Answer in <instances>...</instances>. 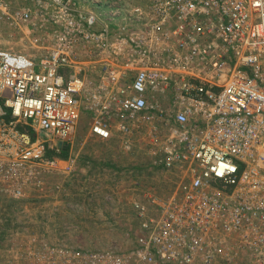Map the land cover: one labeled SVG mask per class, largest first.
I'll list each match as a JSON object with an SVG mask.
<instances>
[{"label":"built area","instance_id":"1","mask_svg":"<svg viewBox=\"0 0 264 264\" xmlns=\"http://www.w3.org/2000/svg\"><path fill=\"white\" fill-rule=\"evenodd\" d=\"M105 16L80 0H0V21L32 35L30 53L0 49V188L18 201L61 191L77 156L59 155L87 113L90 135L146 150L171 192L134 201L130 250L29 236V264H264V0Z\"/></svg>","mask_w":264,"mask_h":264},{"label":"rangeland","instance_id":"2","mask_svg":"<svg viewBox=\"0 0 264 264\" xmlns=\"http://www.w3.org/2000/svg\"><path fill=\"white\" fill-rule=\"evenodd\" d=\"M6 1L11 9H17L27 6L31 0ZM80 1L118 22L127 18L131 8L143 6L147 0ZM20 29L0 21L1 50L20 54L32 51L29 40L24 39ZM26 34L32 38L28 31ZM88 122V114H81L71 148H67V157L79 153L81 163L77 175L81 167L86 169L88 161L92 170L99 171L102 176L92 173L85 180L77 178L79 182L74 177L60 179L62 188L58 193L50 192L45 197L20 201L13 200L0 188V264H29L30 244L26 243L29 236L46 239L54 246L98 251L130 250L140 234L134 201L142 199L147 189L154 191L159 198L170 194L172 177L150 168L146 150L125 152L116 138L103 140L90 135ZM97 185L96 191L111 190L112 195L107 201L102 196H87L86 192ZM123 190L129 193L124 194ZM89 205L92 211H86Z\"/></svg>","mask_w":264,"mask_h":264},{"label":"crops","instance_id":"3","mask_svg":"<svg viewBox=\"0 0 264 264\" xmlns=\"http://www.w3.org/2000/svg\"><path fill=\"white\" fill-rule=\"evenodd\" d=\"M21 30V32H22V34H24V39H27V34H26V32H27V29L26 28H21L20 29ZM32 36V35H31ZM75 155L77 156V169H78V167L80 166V155H79V153H75ZM86 164H87V167H86V169H87V171L88 172H86V169L84 168H82L81 167V169H80V173H78V175L76 174V176H74V178H84V180L85 179H87V178H89V176H90V174H92L93 173V175L95 174V175H97V177H99V176H102V174H98V172L99 171H94V170H92V168L90 167V164H89V162L88 161H86ZM90 168H91V170H90ZM85 170V171H84ZM91 171V172H90ZM105 174H107L106 173V170L105 169H103L102 170ZM77 181H78V179H77ZM79 182V181H78ZM136 184L138 185V182H136ZM95 188H98V185L97 186H95L94 187V189H90V190H88L86 193H87V196H89V197H95V196H102L103 198H104V200L105 201H107L108 199H109V196H111L112 194H111V190H108V189H104V190H102V189H99V190H95ZM134 190H136V189H134ZM123 193L124 194H127V193H129L127 190H123ZM123 193H121V194H117L118 195V198L123 194ZM89 200H90V198H89ZM94 203V202H93ZM89 204V203H88ZM90 206V205H89ZM93 210V208H92V206H90V207H87L86 208V211H92Z\"/></svg>","mask_w":264,"mask_h":264},{"label":"trees","instance_id":"4","mask_svg":"<svg viewBox=\"0 0 264 264\" xmlns=\"http://www.w3.org/2000/svg\"><path fill=\"white\" fill-rule=\"evenodd\" d=\"M67 155H68V154H67V148H65V149H63V150L61 151L59 157L65 159V158H67Z\"/></svg>","mask_w":264,"mask_h":264}]
</instances>
